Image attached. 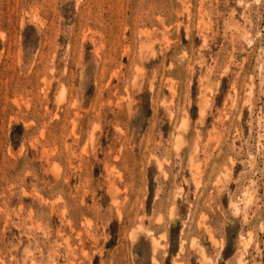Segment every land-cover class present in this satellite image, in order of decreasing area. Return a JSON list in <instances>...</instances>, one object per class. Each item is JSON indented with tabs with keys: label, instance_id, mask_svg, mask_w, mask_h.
I'll return each instance as SVG.
<instances>
[{
	"label": "rangeland",
	"instance_id": "1",
	"mask_svg": "<svg viewBox=\"0 0 264 264\" xmlns=\"http://www.w3.org/2000/svg\"><path fill=\"white\" fill-rule=\"evenodd\" d=\"M0 264H264V0H0Z\"/></svg>",
	"mask_w": 264,
	"mask_h": 264
}]
</instances>
